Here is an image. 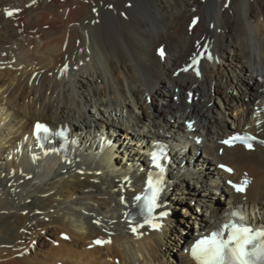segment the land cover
Listing matches in <instances>:
<instances>
[{
  "label": "bare ground",
  "instance_id": "1",
  "mask_svg": "<svg viewBox=\"0 0 264 264\" xmlns=\"http://www.w3.org/2000/svg\"><path fill=\"white\" fill-rule=\"evenodd\" d=\"M232 132L264 140V0H0V264H196L231 207L264 226V148L217 155ZM152 166L158 227L127 218Z\"/></svg>",
  "mask_w": 264,
  "mask_h": 264
},
{
  "label": "snow or ice",
  "instance_id": "2",
  "mask_svg": "<svg viewBox=\"0 0 264 264\" xmlns=\"http://www.w3.org/2000/svg\"><path fill=\"white\" fill-rule=\"evenodd\" d=\"M6 15L12 16L13 13L6 10ZM161 55H163V52H161ZM192 63H197L195 56ZM183 70L187 71L188 68L186 67ZM189 128H192V124H189ZM35 130L38 138L41 132L44 134L49 132V129L40 123L35 125ZM58 135H62V133H58ZM253 139L255 138L248 135H237L223 141V143L231 144L239 140L251 148L250 141ZM197 142L199 143L198 139ZM220 167L228 172L232 171L224 165ZM229 183L231 184L232 182L229 181ZM247 183L248 180L245 178L239 185L232 184V187L238 192L244 191ZM148 190L151 194L143 198L142 212L145 213L144 223L150 224L152 227H158V225L152 223V213L159 206L157 203L161 191L159 181L153 183L149 180ZM135 199L140 201L141 197L137 196ZM132 231L135 232L136 228L133 227ZM225 232H227L226 236ZM97 243L101 242L97 241ZM190 253L196 264H264V229L257 230L249 225L230 221L220 225L210 235L197 240L192 245Z\"/></svg>",
  "mask_w": 264,
  "mask_h": 264
},
{
  "label": "rangeland",
  "instance_id": "3",
  "mask_svg": "<svg viewBox=\"0 0 264 264\" xmlns=\"http://www.w3.org/2000/svg\"><path fill=\"white\" fill-rule=\"evenodd\" d=\"M90 112H91V114L96 115V114H97V109H95V108H90ZM203 160H206V158L203 157ZM191 188H192V186H191ZM193 188H194V186H193ZM213 193H215V192L213 191ZM217 194H218V193H217ZM219 197H220V195H219ZM215 198H217L216 195H215Z\"/></svg>",
  "mask_w": 264,
  "mask_h": 264
}]
</instances>
